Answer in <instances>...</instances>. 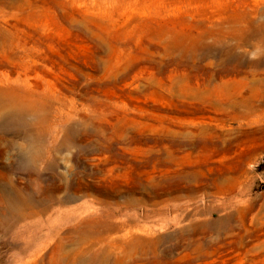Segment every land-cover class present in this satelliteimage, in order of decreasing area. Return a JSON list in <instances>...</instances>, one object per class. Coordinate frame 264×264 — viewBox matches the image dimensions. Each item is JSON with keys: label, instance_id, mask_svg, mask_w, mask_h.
<instances>
[{"label": "rangeland", "instance_id": "374dc122", "mask_svg": "<svg viewBox=\"0 0 264 264\" xmlns=\"http://www.w3.org/2000/svg\"><path fill=\"white\" fill-rule=\"evenodd\" d=\"M0 264H264V0H0Z\"/></svg>", "mask_w": 264, "mask_h": 264}]
</instances>
